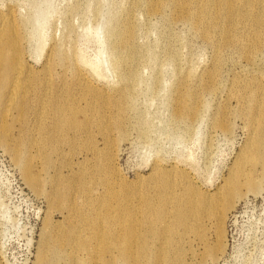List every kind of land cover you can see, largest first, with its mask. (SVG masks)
<instances>
[{
    "label": "rangeland",
    "instance_id": "rangeland-1",
    "mask_svg": "<svg viewBox=\"0 0 264 264\" xmlns=\"http://www.w3.org/2000/svg\"><path fill=\"white\" fill-rule=\"evenodd\" d=\"M169 2L0 0V264H264V0Z\"/></svg>",
    "mask_w": 264,
    "mask_h": 264
},
{
    "label": "bare ground",
    "instance_id": "bare-ground-1",
    "mask_svg": "<svg viewBox=\"0 0 264 264\" xmlns=\"http://www.w3.org/2000/svg\"><path fill=\"white\" fill-rule=\"evenodd\" d=\"M169 4L171 6H176V0H169ZM241 0H188L186 7L194 10V26L197 29L202 28L203 26V16L201 15V11H204L206 6L211 5V8L204 13L203 15H209V17H216L220 14L226 12H232ZM0 25L2 33L4 30L7 31L8 34L12 35L13 32L11 30L13 24L12 21L8 18L0 16ZM8 45V43H3L0 38V64L2 65V70L0 71V81L3 80V76L6 72L9 73V83L7 86V102L6 108L10 109L11 106L21 98H24L27 93V85L25 84V77L27 72L25 68L19 63V60L15 54V51H6L4 47ZM101 68V67H100ZM24 79V81H23ZM1 97V93H0ZM1 103V98H0Z\"/></svg>",
    "mask_w": 264,
    "mask_h": 264
}]
</instances>
